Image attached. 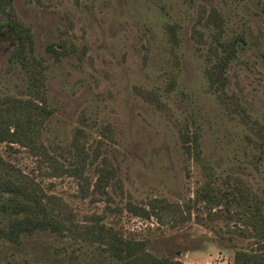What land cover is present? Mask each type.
Masks as SVG:
<instances>
[{"label": "rangeland", "instance_id": "obj_1", "mask_svg": "<svg viewBox=\"0 0 264 264\" xmlns=\"http://www.w3.org/2000/svg\"><path fill=\"white\" fill-rule=\"evenodd\" d=\"M14 7L46 65L53 111L41 141L66 167L74 165L76 137L96 158L84 178L65 170L52 174L49 162L27 147L0 142L4 160L56 196L75 228L64 235L36 230L19 243L2 240L0 264H122L84 235L97 222L183 264H235L237 251L258 249L261 236L254 229L262 227L258 220L264 224V0H14ZM213 11L225 19V38L246 39L227 71L226 91L238 100V112L210 88L208 56L218 46L213 22L207 24ZM5 17L0 10V24ZM17 43L0 29V98L26 97L28 72L12 60ZM51 46L65 47L64 53L50 52ZM196 132L200 158L187 150L183 136ZM102 168L112 171L106 190L97 187ZM207 181L222 191L245 187L254 203L262 201L261 217L251 221L226 214L224 206L196 203ZM154 199L179 206L181 221L128 210L129 202L146 206ZM7 216L0 211V222Z\"/></svg>", "mask_w": 264, "mask_h": 264}, {"label": "trees", "instance_id": "obj_2", "mask_svg": "<svg viewBox=\"0 0 264 264\" xmlns=\"http://www.w3.org/2000/svg\"><path fill=\"white\" fill-rule=\"evenodd\" d=\"M0 10L6 16L0 24V29L12 33L18 43L12 54V60L20 62L28 72L26 97L19 98L6 95L0 98V142H6L13 147L14 144L22 145L37 157L46 159L52 167V174L65 170L68 174L84 178V171L96 157H91L81 139L76 137L71 144L70 152L75 159L74 165L66 167L59 159L48 153L46 146L41 141V128L52 114L49 105L46 86V65L35 56V46L30 29L18 18L14 0H0ZM213 22V38L218 46L213 45L208 56L209 64L207 74L210 88L218 93L219 98L234 112H238V100L234 99L227 90L229 78L228 68L237 58L238 47L245 43V35L240 34L234 38L224 37L225 19L218 11H213L207 24ZM210 26V25H208ZM172 40L177 43L178 36L175 28L172 29ZM198 38H204V32L196 29ZM58 50L51 46L49 51L59 55L64 53L65 47ZM36 64V65H35ZM32 65V67H31ZM35 65V66H33ZM30 66V67H29ZM44 69V70H43ZM250 117L242 118L249 124ZM256 122V121H254ZM78 136V135H77ZM184 142L187 150L200 158V134L198 132L184 133ZM185 136H187L185 138ZM97 182V187L106 190L112 171L102 168ZM87 182V178L85 177ZM8 195V196H7ZM0 211L7 214L6 221L0 222V242L6 240L19 243L23 235H30L36 230H54L61 235L73 232V220L67 210L61 207L56 196L47 195L36 180L24 174L10 162L4 160L0 154ZM251 199L250 193L243 186L222 191L211 181H207L196 193V203H204L207 208L214 209L224 206L226 214L240 215L253 221L261 213L262 201ZM236 207L239 208L236 209ZM128 210L136 216L150 218L155 216L160 222L172 219L181 221L184 216L179 206L167 201L154 199L146 206L128 203ZM236 210V212H234ZM252 218V219H251ZM264 218V216H263ZM261 228L258 231V249L253 251L239 250L235 255V264H264V224L263 219L258 220ZM84 235L98 242L109 255L122 264H183L180 260L163 256L159 257L146 248L144 241L128 239L116 233L112 228L102 223H93L84 228Z\"/></svg>", "mask_w": 264, "mask_h": 264}]
</instances>
